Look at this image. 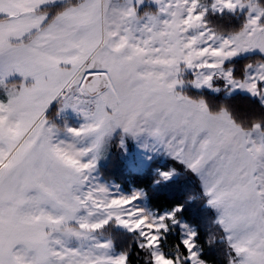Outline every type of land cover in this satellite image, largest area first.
<instances>
[{
    "label": "snow or ice",
    "instance_id": "1",
    "mask_svg": "<svg viewBox=\"0 0 264 264\" xmlns=\"http://www.w3.org/2000/svg\"><path fill=\"white\" fill-rule=\"evenodd\" d=\"M0 264H264V0H0Z\"/></svg>",
    "mask_w": 264,
    "mask_h": 264
},
{
    "label": "trees",
    "instance_id": "2",
    "mask_svg": "<svg viewBox=\"0 0 264 264\" xmlns=\"http://www.w3.org/2000/svg\"><path fill=\"white\" fill-rule=\"evenodd\" d=\"M234 103H235L236 106L239 107V108H243V107H244V102L241 101V100H239V99H237ZM117 182H118V183L122 182L121 179H120L119 177H117ZM126 186H127V185H126ZM197 207H198L197 205H194L193 208H192V210L195 211V209H196Z\"/></svg>",
    "mask_w": 264,
    "mask_h": 264
}]
</instances>
